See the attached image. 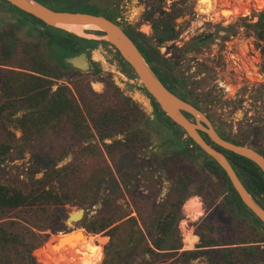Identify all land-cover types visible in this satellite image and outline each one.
<instances>
[{
	"label": "trees",
	"instance_id": "16d2710c",
	"mask_svg": "<svg viewBox=\"0 0 264 264\" xmlns=\"http://www.w3.org/2000/svg\"><path fill=\"white\" fill-rule=\"evenodd\" d=\"M37 1L58 11L102 15L117 22V12L110 6L100 7L85 0ZM0 2L8 7L18 26L39 32L46 39L57 62L56 69L72 67L65 62V58L84 52L90 56L100 46L106 49L112 47L106 40L89 39L61 28L50 27L8 2ZM153 13L150 12V17ZM256 26L259 28L258 37L264 38V12ZM152 28L160 44L174 36V27L169 21L163 26L153 23ZM165 32L172 33L162 35ZM95 33L103 35L100 31ZM125 33L138 46L152 70L161 64L170 68L167 60L144 34L130 28ZM4 41L5 35L0 34V130L6 133L5 138L0 139V170L15 147L19 148L21 155L25 152L31 154L33 166L25 189L0 181V264H38L33 252L48 241L50 233L61 232L59 227L67 217L65 207L74 199L76 188L95 190L105 177L111 175L109 162L117 165L129 153L144 147L148 142L144 132L136 127V123L142 121L145 114L129 98H124L116 87L104 99L103 96H97L89 84L86 87L77 86V94L82 100L79 103L68 85H57L54 89V79L58 76L54 71L56 69L53 70L45 61L37 44L33 49L26 43L14 48V56L21 63L9 64L5 61L7 45ZM199 44L196 43L191 49ZM111 51L126 67L127 75L138 78L120 54L114 48ZM93 65L95 73L102 71L99 64ZM156 106L159 108L157 103ZM161 113L165 114L163 111ZM167 121L171 123L168 117ZM10 128L18 131L20 137L11 132ZM133 129L136 131L132 132ZM181 135L182 132L174 141L175 153L182 157L190 151L188 145H194L208 158L206 167L210 173L217 176L223 186H227L226 174L216 161L191 139L181 142ZM44 141L51 145L49 151L32 149ZM218 149L229 158L246 189L264 208V174L260 168L244 157ZM56 157L60 160L68 157L73 159L59 167ZM174 166L173 177L181 172L184 175L174 178L181 191L171 204L164 202L157 211L149 213L147 207L142 206L143 200L139 193H135L131 195V201L137 217L125 219L127 217L119 218L107 213L105 208L116 206L115 200H111L102 205L105 210L81 222L88 233L102 234L109 238L103 249L93 244L97 252L92 260L86 259L88 263L192 264L203 259L206 264H264V247L258 244L264 240L254 241L243 228L236 231L237 234L233 231L231 239L227 240L228 235L219 234L217 225L207 220L197 225L195 235L199 238V244L196 249L180 252L176 226L179 220L177 205L188 187L186 179L189 175L182 161L175 162ZM40 173L42 176L37 178ZM128 174L134 178L138 176L136 173ZM73 184L74 190L71 188ZM229 187L231 193L220 204L231 209L241 208L264 228L261 221L245 207L231 184ZM112 189L119 192L121 187L114 181ZM86 203L83 201L77 205ZM61 256H54L51 252V256L43 258L44 264H52V260H58L54 264H67L66 256Z\"/></svg>",
	"mask_w": 264,
	"mask_h": 264
},
{
	"label": "rangeland",
	"instance_id": "374dc122",
	"mask_svg": "<svg viewBox=\"0 0 264 264\" xmlns=\"http://www.w3.org/2000/svg\"><path fill=\"white\" fill-rule=\"evenodd\" d=\"M85 2L115 9L119 23L144 34L163 58H172L176 73L189 76L195 91L199 90L202 93L205 91L212 98L208 111L216 121L222 119L230 131L238 134L235 140L255 149H264V38L258 37L259 28L256 26L264 12V0H251L247 4L246 0H239L237 13L229 17L232 22L237 21L239 24V30L228 32L235 35L236 41L229 38L224 40L217 35V40L207 41L201 47L193 49L191 47L196 44L197 39L206 36L216 24H219V9L230 10L229 7L219 8L220 0H85ZM151 11L154 12L152 17ZM162 12L170 15L165 16ZM241 13L248 14L247 18H241ZM12 17L8 7L0 2V34L5 35L4 42L7 45L5 61L9 64L21 63V60L14 56L13 49L17 46L19 48L23 43L33 49L37 44L45 61L53 70L56 69L57 62L47 46L46 39L41 37L39 32L28 31L27 27L18 26ZM242 19L253 21V24L246 26L244 25L246 22L238 23V20ZM168 21L174 27V36L160 44L152 24L160 23L163 26ZM171 33L165 32L162 35L168 36ZM80 35L103 40L92 28H85ZM89 60L91 62L89 71H80L73 67L54 70L58 75L54 79L56 84L54 89L57 85H68L75 99L82 103L76 91L77 86L86 87L89 84L91 90L104 99L115 87L119 88L122 96L129 98L145 114V118L136 123V127L144 132L148 142L144 147L129 153L128 157L119 161L117 165L109 162L112 173L105 177L95 190L85 191L84 188H76L73 192L74 199L65 207L67 217L59 227L61 232L50 233L48 241L33 252L37 263L44 264L43 258L51 256L52 252L54 256L64 254L67 264H89L86 259L92 260L95 257L94 253L97 252L93 244L103 249L109 238L102 234L88 233L81 226V222L85 218L91 219L98 215L104 209L102 206L104 202L111 200H115L116 206L105 208L107 213L119 218L127 217L125 219L137 217L131 201V195L135 193H139L143 200L142 206H146L149 213L157 211L164 202L171 204L176 199V194L181 191L174 178L184 175V172L176 177L172 175L174 163L178 161L184 163V169L189 175L186 179L188 187L177 205L179 220L176 226L180 252L196 249L199 238L195 231L203 220L215 223L219 234L228 235L227 240L231 239L233 231L237 234L236 231L243 228L254 241H263L264 228L257 224L250 214L241 208L231 209L220 204L231 190L228 182L227 186H223L220 179L207 169L208 158L195 148L188 151L186 156L177 155L174 148L171 150V146L173 147L169 139L171 127L160 122H148L147 117L152 115L150 110L152 105L148 104L147 99L150 101L151 97L138 78L127 75L126 67L116 58L111 48L100 46L90 54ZM93 63L99 64L102 69L100 73H95ZM109 68H113L114 71H110ZM10 130L20 137L18 131L13 128ZM135 131L136 129H133L132 132ZM5 134V131L0 130V139L5 138ZM49 147L51 145L44 141L32 149L46 152L49 151ZM163 149L166 152L159 155L158 152ZM56 159L59 160L60 167L70 163L73 158ZM31 166H33L31 154L25 152L21 155L19 148L15 147L9 159L2 165L0 181L25 189L29 182ZM129 172L138 176L131 177ZM41 176L42 173L38 174L37 178ZM114 181L121 187L119 192L112 189ZM74 187L75 184L71 186L73 190ZM173 187L176 188L174 192ZM83 201L87 203L77 205ZM80 208L85 209L83 220L68 221L69 214L77 212ZM77 232L82 234L76 235ZM70 233L74 236L69 241L59 244V240ZM258 244L264 247V242ZM57 261L52 260V264ZM192 264H206V260H197Z\"/></svg>",
	"mask_w": 264,
	"mask_h": 264
},
{
	"label": "water",
	"instance_id": "95a60500",
	"mask_svg": "<svg viewBox=\"0 0 264 264\" xmlns=\"http://www.w3.org/2000/svg\"><path fill=\"white\" fill-rule=\"evenodd\" d=\"M4 1L35 17L50 27L67 30L62 28V26H78L92 28L95 31L102 32L103 35L100 37H102L103 40H106L120 54L123 60L130 65L143 87L152 99H154V101L160 106L173 125L183 129L187 133V136L198 147H200L202 151L216 161V163L224 170L228 184L232 185L235 193L239 196L245 207L264 225V208L257 203L251 193L246 189L229 158L222 151L207 143L198 130L207 133L215 146L255 163L263 174L264 156L251 147L238 145L221 138L215 131L210 120L201 111L176 96L160 81L136 44L125 33V30L118 24V22H114L102 15L85 12L58 11L49 8L37 0ZM65 62L80 71H89L91 68L89 56L85 52L77 56L65 58ZM109 70L112 72L114 71L113 68H109ZM147 101L148 104L151 105V102L148 99ZM150 110H152L151 106ZM184 113L192 115L196 122L194 123L190 121ZM84 215L85 209L80 208L77 212L69 214L67 220L78 222L83 220ZM81 234V232H77L76 235ZM73 236L74 234L70 233L65 238H61L59 244L64 241H69Z\"/></svg>",
	"mask_w": 264,
	"mask_h": 264
},
{
	"label": "flooded vegetation",
	"instance_id": "af4514ba",
	"mask_svg": "<svg viewBox=\"0 0 264 264\" xmlns=\"http://www.w3.org/2000/svg\"><path fill=\"white\" fill-rule=\"evenodd\" d=\"M240 1H242V0H240ZM248 1H251V0H246V4ZM239 3H240L239 0H220L219 8L229 7L230 10L219 9L220 22H219V24H216V27L213 28L211 32L206 34V36L197 39L196 43H201V44H199L200 47L207 41L217 40V38H216L217 35L221 36L222 39H224V40L226 38H229V39H233L236 41V38L234 37L235 35L228 34V32H231L233 30L236 31L238 29L239 24H237V21L232 22V20H230L229 17H230V15L237 13V9H238L237 4H239ZM225 13H228L229 15L225 14ZM240 15H241V18H243V19H246L248 16V14H245V13H241ZM243 19L238 20V23H239V21H242L244 23L246 22L244 24L246 26L253 24V21H248V20H243ZM14 22H16V21L14 20ZM119 25L125 31L129 29L128 27H124V25H122L121 23H119ZM223 31H226V33H223ZM171 57H173V54H171ZM165 59L167 60L168 64H170V68L161 64V65H158L155 68V70L153 69L154 73L157 75V77L160 79V81L176 96H178L179 98L183 99L184 101L190 103L193 107H195L199 111H201L210 120L215 131L217 132V134L221 138H223L227 141H230L232 143H235V144L239 143L238 145H246L247 146L246 143L241 142V141H237L234 139L236 136H238V134L234 131H230L228 129L227 124H224L225 122L222 119L216 121L214 119V117L210 114V111H208V108L211 107L212 98L209 97V95H207L205 91L203 93L199 90L195 91L192 87L193 85L191 83V79L189 78V76H181L178 73H176L174 66H173L172 58L171 59L165 58ZM150 101H151V105H152V115L147 117L148 122H151V121L160 122L162 124H167L171 127L172 133L169 136V139L171 140V143L173 144V147L171 146V150L173 148L175 149L174 141L176 140V137L178 136V134H181V132H182V135L180 136L181 142H185L188 139H190L187 136V133L183 129H181L178 126L173 125L172 122L169 124V122L167 121L166 114L163 115L161 113V111H163V110L160 108L159 105L158 106L160 109L156 106V102L154 101V99H152V97L150 98ZM184 114L188 119H190V121H192L194 123L196 122L195 118L192 115H190L188 113H184ZM198 132L207 141V143H209L210 145L214 146L217 149L220 148V147L215 146L213 144V142L210 140L207 133H205L204 131H201V130H198ZM188 148H189V150H191V149H194L195 146L191 144V145H188ZM253 149H255V148H253ZM185 150H187V149H185ZM255 150L264 156V149L263 148L255 149ZM165 152H166L165 149H163V150L159 151L158 154L163 155ZM187 153H185L184 156H186ZM172 189H173L172 192H174V189H176V188L173 187Z\"/></svg>",
	"mask_w": 264,
	"mask_h": 264
},
{
	"label": "bare ground",
	"instance_id": "6f19581e",
	"mask_svg": "<svg viewBox=\"0 0 264 264\" xmlns=\"http://www.w3.org/2000/svg\"><path fill=\"white\" fill-rule=\"evenodd\" d=\"M62 28H65L73 33L79 34L82 33L85 30V27H78V26H62ZM69 217V216H68Z\"/></svg>",
	"mask_w": 264,
	"mask_h": 264
},
{
	"label": "built area",
	"instance_id": "2783aa9c",
	"mask_svg": "<svg viewBox=\"0 0 264 264\" xmlns=\"http://www.w3.org/2000/svg\"><path fill=\"white\" fill-rule=\"evenodd\" d=\"M111 48V50H113V47H110ZM125 79V78H124ZM126 80V79H125ZM137 81H139V80H137Z\"/></svg>",
	"mask_w": 264,
	"mask_h": 264
}]
</instances>
